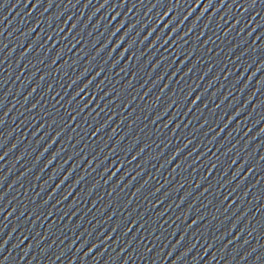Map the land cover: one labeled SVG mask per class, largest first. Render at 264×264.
<instances>
[{
	"label": "water",
	"instance_id": "obj_1",
	"mask_svg": "<svg viewBox=\"0 0 264 264\" xmlns=\"http://www.w3.org/2000/svg\"><path fill=\"white\" fill-rule=\"evenodd\" d=\"M264 83V0H144Z\"/></svg>",
	"mask_w": 264,
	"mask_h": 264
}]
</instances>
